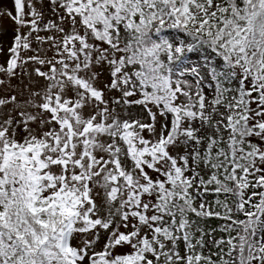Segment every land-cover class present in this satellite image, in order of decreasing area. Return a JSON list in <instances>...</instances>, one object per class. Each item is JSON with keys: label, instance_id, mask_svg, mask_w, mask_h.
Listing matches in <instances>:
<instances>
[{"label": "snow or ice", "instance_id": "snow-or-ice-1", "mask_svg": "<svg viewBox=\"0 0 264 264\" xmlns=\"http://www.w3.org/2000/svg\"><path fill=\"white\" fill-rule=\"evenodd\" d=\"M0 264H264V0L0 6Z\"/></svg>", "mask_w": 264, "mask_h": 264}, {"label": "rangeland", "instance_id": "rangeland-1", "mask_svg": "<svg viewBox=\"0 0 264 264\" xmlns=\"http://www.w3.org/2000/svg\"><path fill=\"white\" fill-rule=\"evenodd\" d=\"M0 6L11 8L12 7V0H0ZM14 25L7 19H4L3 21V28L7 29V35L3 37L4 43L7 46V43L9 42L11 35H12V28Z\"/></svg>", "mask_w": 264, "mask_h": 264}]
</instances>
